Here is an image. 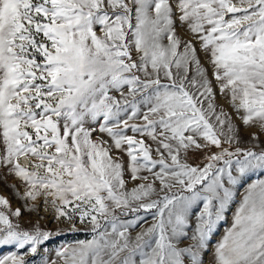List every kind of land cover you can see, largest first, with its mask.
<instances>
[{
	"label": "snow or ice",
	"instance_id": "obj_1",
	"mask_svg": "<svg viewBox=\"0 0 264 264\" xmlns=\"http://www.w3.org/2000/svg\"><path fill=\"white\" fill-rule=\"evenodd\" d=\"M262 135L264 0H0V264H264Z\"/></svg>",
	"mask_w": 264,
	"mask_h": 264
},
{
	"label": "rangeland",
	"instance_id": "obj_2",
	"mask_svg": "<svg viewBox=\"0 0 264 264\" xmlns=\"http://www.w3.org/2000/svg\"><path fill=\"white\" fill-rule=\"evenodd\" d=\"M261 139L264 140V135L261 136ZM9 179L11 180V178H9ZM0 194L4 195L10 199L13 208L20 206V201L12 197L11 190L9 188L5 187L3 182H0ZM234 207L235 206H233V210H234ZM231 218H232V213L229 212L227 214V221L223 222L220 225L219 231L212 241L213 245L215 244V242L217 240H219L221 238L224 230L230 226ZM28 219L35 221L38 219V217L35 215L29 216L28 213L25 212V215H24V217H22V220H28ZM40 223L42 226H46L47 228H50V229H55L57 227V225L55 223H51V222L45 221V220H41ZM25 226L27 227V225H25ZM84 238H87V237H86V234L83 232L66 233L60 237L54 236L49 242H46L45 247L52 248V247H55L56 245H58L59 243H61L62 241H73L76 239H84ZM14 250L15 249H13L12 246H10V245L0 246V256H3L5 254H7L9 251H14ZM209 256H210V253H209ZM31 259H34L35 264H39V259H40L39 257L30 258V260Z\"/></svg>",
	"mask_w": 264,
	"mask_h": 264
}]
</instances>
